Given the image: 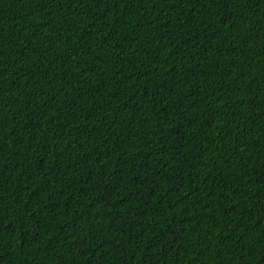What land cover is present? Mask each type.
<instances>
[{
  "label": "trees",
  "instance_id": "obj_1",
  "mask_svg": "<svg viewBox=\"0 0 264 264\" xmlns=\"http://www.w3.org/2000/svg\"><path fill=\"white\" fill-rule=\"evenodd\" d=\"M0 264H264V0H0Z\"/></svg>",
  "mask_w": 264,
  "mask_h": 264
}]
</instances>
